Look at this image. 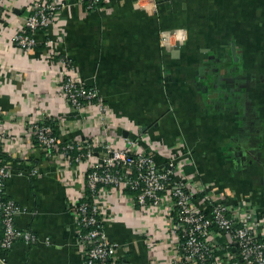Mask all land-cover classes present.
I'll list each match as a JSON object with an SVG mask.
<instances>
[{"label":"crops","instance_id":"crops-1","mask_svg":"<svg viewBox=\"0 0 264 264\" xmlns=\"http://www.w3.org/2000/svg\"><path fill=\"white\" fill-rule=\"evenodd\" d=\"M55 1L66 6L24 50L3 40L21 27L30 0H0V163L12 171L5 199L19 210L14 227L37 238L32 246L15 240L0 264H83L68 208L85 168L37 148L31 125L45 120L61 139H138L161 167L178 161L197 186L244 202L264 222V0H104L91 12L81 0ZM177 30L186 41L176 52L161 33ZM63 56L98 91L103 115L70 108L60 88ZM104 214L123 261L175 264L165 207L142 214L113 194Z\"/></svg>","mask_w":264,"mask_h":264},{"label":"built area","instance_id":"built-area-1","mask_svg":"<svg viewBox=\"0 0 264 264\" xmlns=\"http://www.w3.org/2000/svg\"><path fill=\"white\" fill-rule=\"evenodd\" d=\"M81 2L91 12L99 10L104 0ZM64 6L55 0H30L21 27L3 41L24 50L36 47L35 35L51 27L56 12ZM185 41L183 31L161 33V44L167 49ZM44 44L54 49L53 39L48 38ZM59 63L60 88L70 108L81 111L93 106L103 115L106 107L98 91L81 81L67 57H61ZM31 129L41 152L58 154L68 166L85 168L83 189L68 208L83 264H128L120 255L121 245L109 240L105 229L109 218L104 206L113 194L127 196L142 214L159 213L165 207L172 216L175 264H264V222L253 208L244 202L222 201L204 186H197L194 179L183 174L178 161L170 159L166 167H161L138 139L130 137L102 144L69 139L62 144L45 121L31 125ZM6 135V129L0 128V137ZM11 176L12 171L0 163V253L11 249L17 239L27 246L37 243L31 232L14 227L19 210L5 199L4 191ZM221 239H225L224 244L218 243Z\"/></svg>","mask_w":264,"mask_h":264},{"label":"trees","instance_id":"trees-1","mask_svg":"<svg viewBox=\"0 0 264 264\" xmlns=\"http://www.w3.org/2000/svg\"><path fill=\"white\" fill-rule=\"evenodd\" d=\"M102 5H103V3H100L98 7L101 8ZM45 123H46L47 125L51 126V128H52V130H53V134L57 137L58 140H60V142H61L62 144H65V143L68 142L69 139H61V137L59 136V132L57 131L58 129H57V127L55 126V124H54L52 121H50V120H45ZM74 154H75V152L73 151V152H72V155H74ZM4 158H5V157H4L3 153H2L1 150H0V159L3 160Z\"/></svg>","mask_w":264,"mask_h":264},{"label":"water","instance_id":"water-1","mask_svg":"<svg viewBox=\"0 0 264 264\" xmlns=\"http://www.w3.org/2000/svg\"><path fill=\"white\" fill-rule=\"evenodd\" d=\"M179 48H180V45L176 44L175 47L173 48V50L177 52L179 50ZM231 52H232V57L235 59V51H234L233 47H232Z\"/></svg>","mask_w":264,"mask_h":264}]
</instances>
